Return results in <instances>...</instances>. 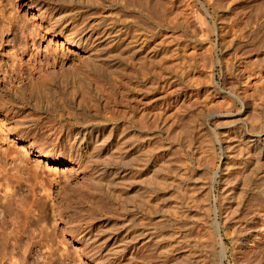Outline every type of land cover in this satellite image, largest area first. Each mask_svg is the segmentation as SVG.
<instances>
[{"label": "rangeland", "instance_id": "1", "mask_svg": "<svg viewBox=\"0 0 264 264\" xmlns=\"http://www.w3.org/2000/svg\"><path fill=\"white\" fill-rule=\"evenodd\" d=\"M224 2L231 10L226 23L247 17L254 25L259 14L264 18V0ZM209 4L0 0V152L17 154L37 170L20 172L9 203L0 197V250L11 253L4 260L0 256V264H182L190 253L193 264H264V156L250 142L255 136L244 134L251 124L264 127V116L257 118L259 100L252 96L260 89L264 97V85L242 83L234 77L236 63L224 68L217 62L220 52L210 80V33L208 43L200 44L196 18L198 10L210 25ZM191 39L197 46L184 45ZM140 46L147 51L143 55ZM143 111L149 123V177L157 183L151 181L149 197L154 203L162 195L163 209L152 214L150 245L136 262L101 257V240L87 241L77 232L88 219L115 218L118 224L122 217L112 202L90 195L95 169L69 160L65 134L72 127L88 130L76 123L79 116L102 130L100 140L91 142L99 148L98 160L119 157L117 146L136 153L128 119ZM115 125L124 126L114 132ZM235 134H241L231 143L237 147H228ZM53 149L55 156H46ZM59 152L65 162L57 159ZM110 152L114 156L107 157ZM255 155L260 168L247 180L246 160ZM4 160L9 168L12 163ZM118 160L112 158L108 168L110 194L117 198L127 193L131 179Z\"/></svg>", "mask_w": 264, "mask_h": 264}, {"label": "bare ground", "instance_id": "2", "mask_svg": "<svg viewBox=\"0 0 264 264\" xmlns=\"http://www.w3.org/2000/svg\"><path fill=\"white\" fill-rule=\"evenodd\" d=\"M206 2H210L209 4L210 5V25L208 23L206 16L198 10H196L197 11L196 18H197L198 33H199L198 40L200 41V44H204L206 43V41H208L206 37L210 33V44L207 45V47L210 49V80H212L214 77L212 73V69L216 62L215 57L217 55V52H220L223 56L220 55L221 58L217 59V62L219 64L222 65L223 63L224 65L222 66H225L224 68H227L226 66H228L229 64L234 65L236 63L237 66L235 68H237L238 71H236V73L234 74V77L239 78L241 82L243 81L242 83L244 84L245 83L250 84V81L255 82V83L258 82V85H260V88H261V85L262 84L264 85V18H262L259 14L257 16V19L254 25L251 22V20H249L247 17L240 18L239 20L234 19V21L232 20L233 18H231V21L226 23L224 20L225 19L224 16L226 15V13H228V11H231L229 10L230 6H225L224 0H206ZM13 20H15V18ZM11 23L15 24L14 21H12ZM239 24H242V25L240 27L238 26L237 28H235L236 25H239ZM246 27H248V31H247L248 33L245 30ZM226 28L227 30H225ZM215 36L218 37L217 38L218 40L216 44H213V40ZM227 37L229 39L226 40ZM197 44L194 43L191 39L187 41L184 45L197 46ZM146 52L147 51L143 50L141 46L139 47L140 54L143 55ZM226 55L229 57L225 58ZM253 56H256V58H254ZM251 57L253 58L250 59ZM226 61L228 62L226 63ZM255 83H253V85ZM254 87L256 90L259 89V87L257 89V85H255ZM253 90L254 89L252 88V91ZM259 90L258 92L254 90L256 93L255 95H252L254 96V98L256 97V99L259 100L258 103L255 104L257 100L255 99V102H254L253 97H252L253 98L252 100L254 104L256 105L257 109L259 106H260L259 109L261 108L260 109L261 111L258 112L259 116L256 114V116H258L257 118L259 117L262 118L264 116V110H263L264 97H263V93L261 95V92ZM237 98H239L238 100H241L240 97H237ZM139 110H141V108ZM110 120L114 121L112 118ZM91 121L92 120L90 119L79 118L78 116L76 118V123L79 125V127H82L88 130L82 133V131L81 132L79 130L76 131L75 127H72L71 129H68L67 133L65 134V139L67 140L70 147L72 148V153H71L69 160L73 162L78 161V163L85 162L89 166H91L92 169H95L88 183V186L90 187V190H91V191L89 190L90 195L92 197H98L99 201L112 202V204L114 206L116 205L117 209L120 211L119 214L121 215L120 217H122V219L120 220V223L118 224L115 218H110L107 222H96V223L93 222V219H88L85 221V224L81 228V230L77 233L78 234L82 233V236L87 241L93 240L97 242L101 240L100 241L101 245L103 244L104 248L98 251L97 253L98 256L113 257V258L123 257L132 262H136L140 253H142L143 251H146L147 248H149V245H150L149 238L151 237L150 236L151 230L149 229V226H150V222L152 218L151 216L154 213H159L163 209L162 203L164 202L162 195L160 197H157L154 203H151V200L149 197V191L151 189L150 184H152L151 181L153 182L154 178L152 177L153 178L152 179L149 177V149H148L149 146H148V137H147L148 132H149V123L147 119V114L145 111H143V112H140L138 117L136 118L131 117L128 119V125H129L128 127L133 130V135H132L133 137L130 142V144H133L131 150H135L136 153L132 151H130L129 154L124 153L125 151L122 152L121 151L122 147L120 146H117L115 148L116 149L115 152H118L119 157H120L119 158L117 155H115V157H117L120 160V161L118 160V163H117L118 168H123V169L129 168L131 172V179L129 180V183H127L129 185V189H127V193L125 191L122 192L120 197L118 195V198L117 196L110 194L113 183H112V180L109 179L110 174L108 175V168H110L109 166L112 164L111 159L115 158V157L110 158L108 156H114V154L112 155V153L110 152L109 155H107L108 157L107 159H105L106 157L104 158V160L97 159L98 157L97 153L99 152L98 151L99 148L98 146H93V144L91 145V142H94V143L98 142L100 140L101 135L103 134H102V130H99L97 128L98 125L92 123L94 121L92 122ZM250 122H253V121H250ZM250 122H247V124ZM116 126L117 125H115L114 128H111L114 132H117L118 129H120L124 125H121L119 128H116ZM250 126H252V124ZM250 126H248L247 128H244L245 129L244 134L245 136H249V137L255 136V139L250 140V142L253 143L252 145L255 144V147H256L255 150L257 151V154L259 155L261 154L262 156H264V145H262V138H260V135H259L260 133H263L264 127L263 125L260 126L258 124V126H256L258 128L260 126L258 130V128L253 129L255 128L254 125L252 127ZM255 132H257L258 134L255 135ZM238 133H243V132H238ZM134 134L136 136H134ZM240 135L235 134L232 138L233 140L230 143H228L227 141L228 143L227 146L235 147L236 145H233L231 143L241 138ZM97 136L99 137L96 139ZM80 141L81 143L79 145ZM121 143L122 141L120 139L116 145H121ZM82 150H85V151L82 152ZM51 152L56 153V150L54 149L51 150L49 153H47L46 156H48L49 158L52 156H55V154ZM0 153L3 155V158H2V155H0V186H3V188H0V192L1 190H3V193L0 194V197L2 196L4 201L6 203H9L10 198L13 196V193L16 190V186L20 183V179H21V176L19 175L20 172L22 170L29 169V170H32L34 174H36L37 170L35 169L36 165H31L30 167L26 166V164H24L21 160H19V157L17 154L14 155V153H8L4 151ZM59 154L60 152L58 153V155ZM259 155L258 156L255 155L256 157L249 158L248 160H246L247 166L245 168L246 171L245 169L244 171L248 175H244L245 173L243 172L244 177L249 176V172L252 170H255L256 172V169H257L258 171V169L260 168L259 166L261 164L259 163L260 162ZM2 159L9 161L10 163H12V165L10 164L11 166L9 168H5L1 161ZM57 159L59 161L65 162V158H63L62 155H59ZM3 171H5L6 173L3 174ZM244 177L241 176V178H244ZM122 179L123 177H121V180H119L121 184L124 183ZM247 180H248V177H247ZM240 181H242V179ZM242 183L243 181L240 183V185ZM155 184L157 183L155 182ZM263 184L258 185V187L260 188V186H262ZM237 185L239 184H236V186ZM47 189H44V190H47ZM241 189H242V186H241ZM49 190L50 189H48L46 193L47 197L50 196ZM239 190L238 192L240 193L241 191ZM261 190H263V188ZM234 194L236 193H233V195L231 194V196L228 198L230 199L232 197V200H233ZM253 195L255 196L256 194H253ZM255 197L257 198L258 196H255ZM249 203L247 204L249 205ZM247 204H245V208L247 207ZM246 209L245 211H248ZM259 213L260 212H258V214ZM127 220L129 221V223L125 224ZM107 231H110L111 235H108V233H106ZM1 236L2 238L7 237V235L4 233H1ZM187 237L185 236L184 240L187 239ZM158 243L159 242H156L155 244L158 245ZM158 252L159 251H157V254ZM10 254L11 253L0 250V256L3 260L6 259L5 257L9 256ZM190 254H187L186 258L184 255H182V257L184 256L183 258L184 260H182L181 258V260L183 261L182 264H193L196 261L195 255L191 254L192 256L194 255V257H191ZM167 256L165 257L167 258ZM166 258L164 259L166 260ZM167 259L169 260V257ZM18 261L19 260L14 259V262L17 263ZM162 264H172V263H169L168 261L167 262L164 261L162 262Z\"/></svg>", "mask_w": 264, "mask_h": 264}]
</instances>
